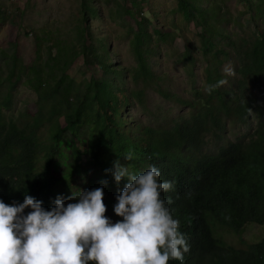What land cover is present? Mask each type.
<instances>
[{
	"label": "trees",
	"instance_id": "trees-1",
	"mask_svg": "<svg viewBox=\"0 0 264 264\" xmlns=\"http://www.w3.org/2000/svg\"><path fill=\"white\" fill-rule=\"evenodd\" d=\"M180 6L202 27L199 35L207 66L203 87L195 89L193 98L179 99L190 108V114L174 120L170 127L123 119L121 108L132 98L142 100L143 88L126 92L107 81L92 79L83 89L68 73L71 59L82 51L73 53L59 47L51 61L26 64L16 51L3 50L0 199L6 204H19L28 195L51 210L58 196L64 198L65 206L69 203L68 192L86 164L111 184L117 160L133 174L155 166L161 172V181L174 185L162 198L173 218L180 221L179 230L190 245L183 261L169 264H264V238L243 248L218 236L221 226L241 236L250 224L264 225V29L256 30L251 38L233 39L228 35L230 48L218 50L217 29L211 19H219L214 6L194 13L191 10L195 11L196 5L190 0H181ZM258 10L264 12V8ZM156 33L169 35L160 29ZM140 40L138 33L134 40L138 64L132 80L166 94L159 83L161 76L149 66ZM224 58L237 68L236 85L223 83L206 91L221 80L226 82ZM97 64L107 68L103 59ZM23 81L37 95L34 107L9 117L6 109L16 86ZM250 120H256L250 133L236 140L225 138L229 124ZM84 127L88 131L81 136ZM209 141L217 147L207 149ZM129 154L130 161L125 158ZM84 156H88L87 161ZM122 179L125 185L107 200L113 210L116 196L128 183L126 177ZM29 211L25 209V214Z\"/></svg>",
	"mask_w": 264,
	"mask_h": 264
},
{
	"label": "rangeland",
	"instance_id": "rangeland-1",
	"mask_svg": "<svg viewBox=\"0 0 264 264\" xmlns=\"http://www.w3.org/2000/svg\"><path fill=\"white\" fill-rule=\"evenodd\" d=\"M196 10L214 6L216 20L215 40L218 50L229 49V37L233 39L251 38L256 30L264 29V0H190ZM181 0H0V64L5 62V54L16 51L26 64L44 63L55 58L59 47L72 51H82L71 59L69 75L86 89L92 79L100 83H111L114 88H124L126 92L144 89L142 100L132 98V102L121 108L123 119L129 123L145 126L170 127L174 120L188 116L191 112L179 99L193 98L195 89L202 88L206 76L207 60L202 48L200 32L202 27L184 12ZM131 11V12H130ZM160 29L169 35L161 37ZM141 35L140 45L145 49L149 66L156 75L166 94L154 87L136 85L132 80L133 69L138 60L134 48L137 34ZM190 51L191 56L188 54ZM216 50V49H215ZM214 50V51H215ZM103 59L106 69L98 66ZM223 72L227 77L225 85L234 87L239 79L233 61L224 58ZM58 73V72H57ZM255 92L256 89L252 88ZM256 93V92H255ZM36 93L24 81L14 90L13 101L6 114L17 117L25 108H33ZM29 108V109H30ZM110 110H108V113ZM101 118L102 115L100 116ZM256 120L247 123H231L225 138L236 140L250 133ZM88 127H84L85 136ZM70 136V132L67 133ZM207 149L217 147L209 141ZM88 156H84V161ZM76 175L68 197H79L82 191L103 188L106 215L111 221L118 216L107 200L119 187V183H104L98 173L87 166ZM78 199H69V203ZM219 237L236 247H246L264 238V225L250 224L241 236L228 228H219Z\"/></svg>",
	"mask_w": 264,
	"mask_h": 264
},
{
	"label": "clouds",
	"instance_id": "clouds-1",
	"mask_svg": "<svg viewBox=\"0 0 264 264\" xmlns=\"http://www.w3.org/2000/svg\"><path fill=\"white\" fill-rule=\"evenodd\" d=\"M218 85H210L211 92ZM132 159L129 154L125 157ZM107 171V170H106ZM117 183H128L116 196L112 222L104 203L103 188L82 191L78 202L65 206L58 196L46 210L41 201L25 196L23 203L6 204L0 199V264H169L183 261L190 251L162 198L174 185L161 181V172L151 166L133 174L114 162ZM106 183V181L104 182ZM168 204L171 203L169 199ZM25 209L31 211L25 214Z\"/></svg>",
	"mask_w": 264,
	"mask_h": 264
}]
</instances>
